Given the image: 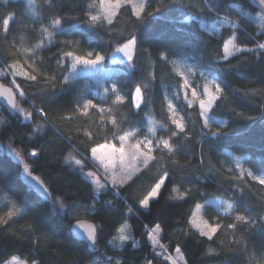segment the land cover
Wrapping results in <instances>:
<instances>
[{
	"label": "trees",
	"instance_id": "16d2710c",
	"mask_svg": "<svg viewBox=\"0 0 264 264\" xmlns=\"http://www.w3.org/2000/svg\"><path fill=\"white\" fill-rule=\"evenodd\" d=\"M32 1L0 0V83L12 87L29 116L10 114L0 104V264L11 256L36 264H88L94 259L168 264L150 242L155 232L162 252H179L184 264L262 263L264 187L222 166L233 155L264 175V33L253 21L259 8L251 0H136L142 4L140 14L122 3L107 21L92 19L97 14L94 0ZM220 18L234 25L216 33L201 25ZM131 37L137 42L135 59L130 67H111L107 77L127 99L117 129H143L148 112L167 131L162 136L171 137L174 128L160 116L163 90L176 92L185 129L171 137L172 152L157 148L151 165L122 189L95 192L65 159L71 152L90 167V150L109 134L78 114L79 91L67 81V53L95 51L106 65L109 53ZM231 38L243 50L225 58L224 44ZM23 47L32 52L30 75L12 76L11 67L22 63ZM176 59L219 85L209 124L174 75L170 62ZM136 86L145 100L134 114L130 95ZM11 151L39 178L46 195L22 181L23 166ZM162 178L157 196L141 206ZM215 198L228 201L244 219L219 215L209 239L194 233L190 221L196 206ZM76 219L94 224V249L72 238L70 225ZM124 222L135 244L112 247L109 241Z\"/></svg>",
	"mask_w": 264,
	"mask_h": 264
},
{
	"label": "rangeland",
	"instance_id": "374dc122",
	"mask_svg": "<svg viewBox=\"0 0 264 264\" xmlns=\"http://www.w3.org/2000/svg\"><path fill=\"white\" fill-rule=\"evenodd\" d=\"M24 1L29 5H32L33 2L32 0ZM251 1L259 8L257 13L253 16V21L258 25L259 31L264 33V3H262L261 0ZM122 3L131 4L137 15L140 14L142 10V4L136 0H104L103 3L101 0H94L97 13L95 17L98 18L102 16L107 21H110ZM234 7L240 10L238 5H234ZM243 13L246 12L244 11ZM201 25L208 32L216 33L221 27L231 26L234 25V23L230 19L220 18L212 22L208 27H205L203 23H201ZM241 50H243V48L237 47L232 38L225 42L223 48L225 58H229ZM21 52L23 56L22 63L11 67V75L28 77L32 68V52L27 47H23ZM89 53H91L90 56ZM72 54L71 56L67 55L70 61L67 81L78 87L77 112L79 115L88 118L91 123L100 124L101 128L107 130V134L109 135L106 137L105 142L90 150L88 156L90 167H85L84 163L71 152L67 155L65 163H71L76 166L81 175L93 185L95 192L106 187L120 190L151 165L154 159V152L157 148L161 147L168 152L173 151V146L170 142L171 137L183 132L185 129L183 116L175 104L177 100L176 92H170L168 90H163L162 92L164 106L162 111H160V116L166 118L174 128V133L171 137L162 136V134L167 133V131L165 128L162 130L158 118L148 112H146L144 117L145 126L143 129L119 132L117 129L119 120L118 115L121 109L126 106L127 99L114 84L107 81V77L112 70L111 66L107 65L108 63L105 65L103 63V58L94 66L84 64L83 59L94 60L96 56H100L95 51H87L83 55ZM77 57H81L82 60L77 62ZM125 66L130 67V64ZM170 66L174 75L180 79L181 84L188 90L190 97L198 105L204 123L209 124L211 122L209 110L213 101L221 91L216 80L204 75L201 70L184 60H173L170 62ZM217 88H219V91H217ZM193 93H195V95H193ZM201 102L204 103L203 108L201 107ZM85 105H88V107L86 108ZM14 111L20 114L23 119H29L28 113L18 103H16ZM181 128L183 131H181ZM121 137H124V139L122 140ZM165 142H167L168 147H165ZM113 147L116 149L122 147L124 149L123 154L112 151ZM93 149H97V151L93 153ZM10 155L16 162L24 167V163L17 153L11 151ZM229 158L230 159L225 160L227 163H224V160L222 161V166H224V168L234 175H244L264 187V184L259 182L261 179H264L263 174L253 173L250 169L244 167L241 161L233 155ZM77 161H79V163H77ZM250 173L251 175H249ZM162 182L163 178L157 184L161 186ZM156 185L146 195L144 200L149 201L157 196L159 189L153 193V189L156 188ZM141 206L145 207L143 203ZM234 210L235 207L224 199H211L206 201L203 205L196 206L192 213L190 227L194 233L200 236H205L207 238L212 237L215 233L212 232V229H217L219 215L231 216L234 219L241 217L239 214H236ZM77 213L76 210L74 212L72 211L73 216H77ZM209 216L211 220L208 219ZM121 237H123V239H121ZM149 239L154 247H159L157 254L160 255L163 260L167 261L168 264H184V260L179 252H175L172 255L162 252V247L157 240L156 232L151 234ZM130 242L135 244L128 231L127 222L122 223L117 228L113 238L109 241L110 245L115 248H121ZM2 264H36V262L28 263L17 256H11ZM88 264L109 263H99L94 259ZM259 264H264V261Z\"/></svg>",
	"mask_w": 264,
	"mask_h": 264
},
{
	"label": "water",
	"instance_id": "95a60500",
	"mask_svg": "<svg viewBox=\"0 0 264 264\" xmlns=\"http://www.w3.org/2000/svg\"><path fill=\"white\" fill-rule=\"evenodd\" d=\"M131 42V43H130ZM127 47L125 48V46ZM124 49V51H118ZM137 42L135 37L129 38L107 56L109 66H124L133 62L136 56ZM139 90V91H138ZM144 93L139 86L133 88L130 95V106L134 114H137L144 104ZM17 97L11 86L0 83V104L10 113H14ZM27 170V171H26ZM22 181L32 190L46 195V191L39 178L30 173L27 167L21 170ZM35 178V179H34ZM70 234L76 241L84 243L90 249L96 247V229L88 219H76L70 225Z\"/></svg>",
	"mask_w": 264,
	"mask_h": 264
},
{
	"label": "snow or ice",
	"instance_id": "6c2138e0",
	"mask_svg": "<svg viewBox=\"0 0 264 264\" xmlns=\"http://www.w3.org/2000/svg\"><path fill=\"white\" fill-rule=\"evenodd\" d=\"M101 2L103 3L104 0H101ZM261 2L264 3V0H261ZM92 19L95 20L96 17H93ZM55 23L59 24V21L57 20V21H55ZM4 25H5V28H6L7 25H8V20H5V21H4ZM130 43H131V42H130ZM126 47H127V45L125 46V48H126ZM262 47H264V45H262ZM118 51H124V49H118ZM67 55L71 56V55H73V54H72L71 52H69V53H67ZM90 55H91V53H89V56H90ZM76 59H77V62H80V61L82 60L81 57H77ZM101 59H102V57H100V56H96V58H95L94 60H91V59H83V63L86 64V65H93V66H94V65L98 64L99 61H100ZM32 79H35V77L33 76ZM138 91H139V90H138ZM217 91H219V88H217ZM193 95H195V93H193ZM85 107L87 108L88 105H85ZM201 107H202V108L204 107V103H203V102H201ZM181 131H183L182 128H181ZM121 139L123 140L124 137H121ZM149 143H150V142H149ZM165 147H168L167 142H165ZM96 151H97V149H93V153H95ZM112 151H114V152H120L121 154H123L124 149H123L122 147L119 148V149H116L115 147H113ZM32 155L35 156L36 153H32ZM77 163H79V161H77ZM26 171H27V170H26ZM249 175H251V173H250ZM34 179H35V178H34ZM259 182L262 183V184H264V179H261ZM159 187H160V184H157V185H156V188L153 189V193H154L157 189H159ZM142 203H143L145 206H147L148 201H147V200H144ZM61 207H63V205H61ZM11 215H12V214L9 213V216H11ZM243 219H244L243 217H237V220H243ZM230 226L234 227V225H230ZM215 231H216V229L213 228V229H212V232L214 233ZM202 234H203V233H202ZM209 238H211V237H209ZM121 239H123V237H121ZM177 251H179V250H177Z\"/></svg>",
	"mask_w": 264,
	"mask_h": 264
}]
</instances>
